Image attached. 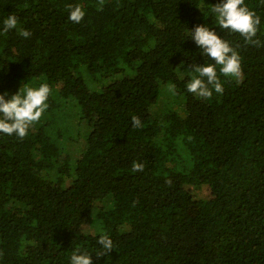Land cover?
Segmentation results:
<instances>
[{
    "label": "trees",
    "instance_id": "1",
    "mask_svg": "<svg viewBox=\"0 0 264 264\" xmlns=\"http://www.w3.org/2000/svg\"><path fill=\"white\" fill-rule=\"evenodd\" d=\"M220 2L0 0V94L51 89L25 138L0 133V264H71L77 248L93 264H264V47L215 23ZM245 4L264 42V0ZM10 15L29 38L4 32ZM197 25L242 57L210 99L186 89L189 66L214 63ZM102 234L114 249L97 257Z\"/></svg>",
    "mask_w": 264,
    "mask_h": 264
},
{
    "label": "clouds",
    "instance_id": "2",
    "mask_svg": "<svg viewBox=\"0 0 264 264\" xmlns=\"http://www.w3.org/2000/svg\"><path fill=\"white\" fill-rule=\"evenodd\" d=\"M104 2L105 0H98V11L103 10ZM68 8L70 10L69 19L72 22L83 21L86 15L83 6L68 5ZM211 11L215 14V23L222 30L240 34L246 44L264 47V42L257 38L261 18L245 4V0H221L220 3L213 5ZM12 29H17L19 35L24 38L31 36L27 29H18L16 15H10L4 20V32L7 33ZM190 33L191 39L202 50L203 55L214 63L203 65L193 63L189 66L187 71L190 79L186 84L187 91L202 99H210L213 96V90L223 94L224 87L218 76L217 68L219 67V73L225 77L239 82L243 75L242 57L239 51L230 41L218 35L214 29L204 25H197ZM168 88L175 94V85L170 84ZM50 92V86L43 83L38 88L23 86L9 99L5 98L7 93L0 94V133L8 136L16 135L20 139L25 138L33 122L39 121L47 109L46 101ZM132 126L134 128L142 126L138 116L132 117ZM144 169V163L133 162V172H143ZM98 243L105 251L96 253L97 257H104L114 249L113 240L106 234L100 236ZM71 264H93L92 255L77 248L71 255Z\"/></svg>",
    "mask_w": 264,
    "mask_h": 264
},
{
    "label": "rangeland",
    "instance_id": "3",
    "mask_svg": "<svg viewBox=\"0 0 264 264\" xmlns=\"http://www.w3.org/2000/svg\"><path fill=\"white\" fill-rule=\"evenodd\" d=\"M59 124H62V123H59ZM79 126H80L81 129H82V126H83V128H86V127H85V126H86V123H79ZM84 132H85V131H84ZM76 133L79 134V133H78V130L76 131ZM76 146H77V145L74 143V145L71 147V149H75ZM208 194H209V190L205 187V188L201 191V195H203V196H208ZM190 211H193V207L190 208ZM85 226H86V227H85V231H86V232H91V231H93V228H92V226H91L90 223H89V224H86Z\"/></svg>",
    "mask_w": 264,
    "mask_h": 264
}]
</instances>
